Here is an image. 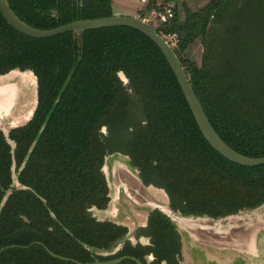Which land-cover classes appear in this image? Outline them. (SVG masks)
Here are the masks:
<instances>
[{
	"label": "trees",
	"instance_id": "16d2710c",
	"mask_svg": "<svg viewBox=\"0 0 264 264\" xmlns=\"http://www.w3.org/2000/svg\"><path fill=\"white\" fill-rule=\"evenodd\" d=\"M7 1L36 28L112 14V0ZM155 29L177 33L173 49L217 134L239 153L263 156L264 0H209L197 10L185 7L182 21L174 6L173 17ZM198 35L200 64L182 55ZM13 68L36 75L37 104L26 123L9 130L13 151L0 129V248L11 245L0 252V264H75L36 241L90 261L83 243L102 249L122 237L124 226L88 211L109 199L101 167L115 151L128 155L143 183L163 188L170 207L184 215L218 217L264 203V164L232 162L209 144L167 58L144 32L109 26L37 38L16 30L0 11V74ZM13 161L27 188L13 184ZM141 232L151 244L126 241L118 255L179 264L181 236L169 217L153 209ZM148 252L155 256L149 263Z\"/></svg>",
	"mask_w": 264,
	"mask_h": 264
},
{
	"label": "water",
	"instance_id": "95a60500",
	"mask_svg": "<svg viewBox=\"0 0 264 264\" xmlns=\"http://www.w3.org/2000/svg\"><path fill=\"white\" fill-rule=\"evenodd\" d=\"M0 11L7 22L16 30L37 38L47 37L65 31H80L109 26H130L144 32L160 47L167 58L194 118L209 144L218 153L232 162L246 166L264 164V155L253 157L239 153L231 148L217 134L206 116L202 104L193 90L189 77L173 47L146 20L137 15L115 13L112 10V14L109 16L73 20L52 28H36L22 21L13 12L7 0H0ZM123 78L126 79L125 77ZM20 81H22V84H20ZM0 86L3 89L11 91L10 97L7 99L5 105L0 107V129L3 131L7 141L11 144L13 151L14 142L8 137V133L11 128L26 123L32 116L37 104V79L31 70L13 68L0 74ZM33 94L35 103H33L34 105L31 107V111L29 110L28 114L24 115V117L22 114L15 116L18 118H14V121H12L10 119V107L14 103H18L22 98H31ZM103 169L106 171L109 182H112L115 193H119L120 188L125 196L130 197L128 199L137 204V206L158 209L170 218L181 236V251L184 235H186L195 242L196 246L208 252L216 264H264L263 253L258 252V245L256 243L258 235L264 232V203L253 208L240 209L237 212L218 217H212L206 214L184 215L170 207L169 197L163 188L143 183L137 170L131 166L128 155L121 152L109 154L105 158ZM114 199L119 201V205H124L123 207L126 208L125 210L120 209V213L116 214L120 218L126 214L122 212L127 211L129 206L126 203L129 202L127 200H121L118 197ZM128 214L129 212L124 218H130ZM134 217L132 216V219ZM3 249L1 248L0 251ZM58 257L65 260L70 259L63 256ZM228 257H232L230 263L226 261ZM120 259L90 264H110Z\"/></svg>",
	"mask_w": 264,
	"mask_h": 264
},
{
	"label": "flooded vegetation",
	"instance_id": "af4514ba",
	"mask_svg": "<svg viewBox=\"0 0 264 264\" xmlns=\"http://www.w3.org/2000/svg\"><path fill=\"white\" fill-rule=\"evenodd\" d=\"M120 73H122V72H119V74ZM103 128H102V130L106 131L105 127H103ZM115 152H118V151H115ZM109 154H111V153H108L105 156V158ZM104 161H105V159H104ZM103 165H104V163H103ZM132 167L134 169H136L137 172H138V169L136 167H134V166H132ZM101 170L104 173L105 178H106V183H107V187H108L107 195H108L109 199H108V201H107L105 206L97 207L96 205H91L90 207H88V211L90 212V214L96 220L111 221V222H113L115 224L124 226L126 228L125 234L122 237L116 239L113 242V244L110 247H108V248L97 249V248H93L91 246H87L86 244L83 243V245L85 247H87L92 252L91 254H92L93 260H90V261H81V260H78V259H76L74 257H71V256H65V255H62V254H58V253H55V252L51 251L41 241H36V243H39V244L43 245L44 248L47 250V252L49 254H51L52 256H54V257H56L58 259L64 260V261L73 262L75 264H90V263H94V262L100 263V262H106V261H113V260H116L118 258H121V259L119 261H117V262L110 263V264H118V263L122 262L124 259H127V258H131V259L135 260L138 264H142V262L138 258H136L135 256L130 255V254L118 255V252L122 249V246H123V244L126 241H128L132 246H137V245L146 246V245H150L151 244L150 236L148 234L142 233L141 231H142L143 228H145L147 226V221H148L149 214H150V212L153 209H149V207H139V206H137V204L133 203L131 200L128 199L130 197H127V195L125 196L124 192L120 188H119L120 192L119 193H115V190H114L112 182H111V187H110V184H109L110 182H109L108 177L106 175L105 169H103V166L101 167ZM112 170H113V166H112ZM112 170H111V173H112ZM11 171H12L13 184L15 185V187L27 188L25 185L20 184L18 179H17V177H16V170H15V162L14 161L12 162ZM109 173H110V171H109ZM146 185H149V184H146ZM151 185H153V184H151ZM111 189H112V195L110 194V190ZM115 197H118L121 200H127V202H129V203H126L129 206V207L127 206L128 207L127 211H123L122 212V213H126V214L129 212L128 216L130 215V218L132 216H135L133 218V220H131L129 222V224L121 222L120 218L117 217L116 214L120 213L119 212L120 209H124L125 210L126 208L123 207L124 205L123 206H121V205H116L115 206L114 203H113L114 200H115L114 199ZM126 214L124 216H126ZM51 215L54 217L53 213H51ZM34 242L35 241H33L32 243H34ZM9 246H11V245L3 246L1 248L5 249V248H7ZM3 250H1L0 252H2ZM58 256H63V257L70 258V259L69 260H65V259H62V258H60ZM99 256H102L103 258H100ZM144 258L146 259V262L149 263L150 261L155 259V256L153 255L152 252H148V253L144 254ZM71 259H73V260H71Z\"/></svg>",
	"mask_w": 264,
	"mask_h": 264
},
{
	"label": "rangeland",
	"instance_id": "374dc122",
	"mask_svg": "<svg viewBox=\"0 0 264 264\" xmlns=\"http://www.w3.org/2000/svg\"><path fill=\"white\" fill-rule=\"evenodd\" d=\"M112 1H113L114 9L118 11L120 10L121 11L120 13L122 14H125L123 12L134 13L132 11L136 10L138 17L146 20L149 24H151L154 27L158 25L155 15L151 12L152 10L147 8L149 0H146V2H141V0H112ZM160 1L161 0H159L157 3H159ZM208 1L209 0H177L176 2L172 1L171 4L173 5V7L176 6L179 19L182 21L184 20L185 17V7L188 6L192 10H197L203 5H205ZM202 52H203V45L201 42V37L198 35L182 51V55L189 57L190 59L195 60L198 64H200ZM120 76L122 78L124 77L122 73H120ZM256 243L258 245V252L263 253L264 256V232L258 235ZM212 258L213 257H211L208 252H205L203 249H200L198 246H196L195 242L191 238L184 235V242L181 251V260L179 264H216L212 260ZM231 260L232 257H228L226 259L228 263H230Z\"/></svg>",
	"mask_w": 264,
	"mask_h": 264
},
{
	"label": "built area",
	"instance_id": "2783aa9c",
	"mask_svg": "<svg viewBox=\"0 0 264 264\" xmlns=\"http://www.w3.org/2000/svg\"><path fill=\"white\" fill-rule=\"evenodd\" d=\"M141 1L146 2V0ZM157 2L156 6L151 8V12L155 15L157 22L159 23L169 21L174 15V7L171 4L172 1L161 0L159 3ZM160 34L172 47L173 45H176L178 41V35L176 32H161Z\"/></svg>",
	"mask_w": 264,
	"mask_h": 264
},
{
	"label": "crops",
	"instance_id": "0c3cea01",
	"mask_svg": "<svg viewBox=\"0 0 264 264\" xmlns=\"http://www.w3.org/2000/svg\"><path fill=\"white\" fill-rule=\"evenodd\" d=\"M142 2V1H141ZM112 10L115 12V13H120L121 11L119 10H115L114 7H113V1H112ZM136 10L132 11L134 13H130V12H123V13H127V14H132V15H137V11L135 12ZM25 77V76H24ZM28 77V76H27ZM26 77V78H27ZM28 79L31 80L30 77H28ZM20 84H22V81H20ZM25 92V91H24ZM32 98V99H31ZM31 98H22V100H19L18 103H14V105L12 107H10V115H11V120L14 121L13 119L14 118H18V117H15L19 114H22L23 117L24 115H27L29 110L31 111V107L34 105L33 103H35V97H34V94ZM110 184V187H111V182L109 183ZM113 189V188H112ZM112 189L110 190V194L112 195ZM114 205H119V201H116L114 200ZM136 211V210H135ZM136 215V214H135ZM133 220L132 217L131 218H124V215L122 217H120V221H123L124 223H128Z\"/></svg>",
	"mask_w": 264,
	"mask_h": 264
},
{
	"label": "bare ground",
	"instance_id": "6f19581e",
	"mask_svg": "<svg viewBox=\"0 0 264 264\" xmlns=\"http://www.w3.org/2000/svg\"><path fill=\"white\" fill-rule=\"evenodd\" d=\"M10 94V90L3 89V87L0 86V107L5 105L7 99L10 97Z\"/></svg>",
	"mask_w": 264,
	"mask_h": 264
}]
</instances>
